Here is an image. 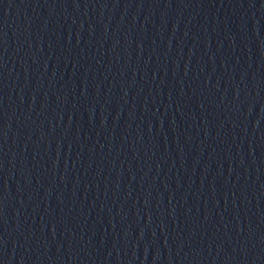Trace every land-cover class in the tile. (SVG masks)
I'll use <instances>...</instances> for the list:
<instances>
[{"label":"water","instance_id":"1","mask_svg":"<svg viewBox=\"0 0 264 264\" xmlns=\"http://www.w3.org/2000/svg\"><path fill=\"white\" fill-rule=\"evenodd\" d=\"M0 264H264V0H0Z\"/></svg>","mask_w":264,"mask_h":264}]
</instances>
